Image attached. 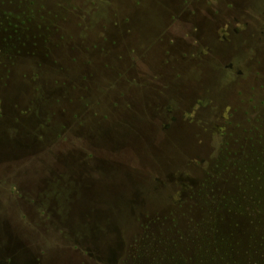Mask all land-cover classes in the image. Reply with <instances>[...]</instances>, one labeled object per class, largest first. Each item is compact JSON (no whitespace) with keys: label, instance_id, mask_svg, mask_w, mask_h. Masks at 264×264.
<instances>
[{"label":"rangeland","instance_id":"1","mask_svg":"<svg viewBox=\"0 0 264 264\" xmlns=\"http://www.w3.org/2000/svg\"><path fill=\"white\" fill-rule=\"evenodd\" d=\"M0 14L28 22L0 31V255L207 262L191 219L237 190L183 162L214 166L263 134L264 0H0Z\"/></svg>","mask_w":264,"mask_h":264},{"label":"trees","instance_id":"2","mask_svg":"<svg viewBox=\"0 0 264 264\" xmlns=\"http://www.w3.org/2000/svg\"><path fill=\"white\" fill-rule=\"evenodd\" d=\"M4 16V14H0V31L4 29L5 33L13 31L16 35L21 29L20 26H25L28 23L21 20L16 25L7 24L5 21L13 18V15H7L6 18ZM54 18L57 19V16ZM20 19L17 18V20ZM59 20L57 19V21ZM62 20L68 21L69 19L65 16ZM9 27L11 30H7ZM55 28L57 32L61 31L58 26ZM11 39H13L12 36L6 38L5 41ZM35 39L38 38L35 37ZM63 39L61 38V40ZM2 51L5 52L7 49H0V52ZM19 51L17 53L21 54ZM34 55L37 54L34 53ZM102 94L105 96L106 91H103ZM110 145L111 153L121 150L116 149V145L113 146L112 143ZM229 146L227 141L220 143V147L225 152L228 151ZM239 150L241 151L233 154L230 152L226 157L223 154L224 158H219L220 160L218 159L214 166L209 161L204 162L199 158L190 159L189 163L183 162L189 167L195 163L196 166H202L207 170L211 168L214 177L217 173L220 178L224 179L223 185L229 184L230 187L237 190V192H233L231 189H220L219 193L212 197L213 203L202 224L191 219V232L197 234L196 243L207 246L208 255H211L210 258H212H209L204 264H264V127L263 134L259 138H255L250 145L249 143L242 145ZM186 174L193 175L191 171L190 174L188 171ZM193 180L196 182L200 180V177L193 175ZM204 181L207 184L205 178L202 179L203 183ZM200 224L203 227L201 237L198 236ZM205 227L207 228L206 232L204 231ZM214 253L216 257L215 255L212 257ZM0 261L9 264L13 259L8 255L4 257L0 255ZM176 264L183 263L177 261Z\"/></svg>","mask_w":264,"mask_h":264}]
</instances>
